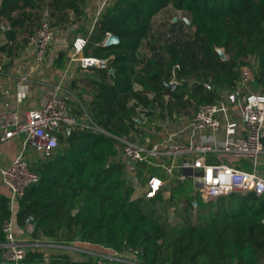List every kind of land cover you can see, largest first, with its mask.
<instances>
[{
  "label": "trees",
  "instance_id": "1",
  "mask_svg": "<svg viewBox=\"0 0 264 264\" xmlns=\"http://www.w3.org/2000/svg\"><path fill=\"white\" fill-rule=\"evenodd\" d=\"M87 3L2 0L0 16L11 25L8 42L0 45L8 58L3 69L11 68L46 15L52 26L68 27L86 16ZM169 7L192 24L180 16L163 36L154 29V17ZM80 29L88 35L85 23ZM20 31L28 34L21 42ZM108 33L120 42L104 45ZM221 47L228 59L222 58ZM84 54L108 58L115 68L113 74L77 68L82 73L71 81L76 91L67 96L78 120L100 129L67 127L50 154L32 155L29 163L40 179L14 210L10 196L0 191V243L6 241L4 224L13 217L20 228L31 219L34 237L79 240L101 252L139 249L136 263L80 252L82 257L55 255L51 264H100L101 259L111 264H264V193L234 192L208 203L198 199L197 206L195 198H185L181 219L172 224L160 211L159 204L168 202L161 195L144 204L133 197L120 140L143 141L148 120H175L191 114L193 105L197 109L237 90L244 65L254 71L253 90L264 93V0H110ZM69 56L68 49L60 51L55 64L64 67ZM173 80L177 86L168 87ZM145 168L137 165L142 181ZM186 191L183 183L175 186V204ZM203 211L210 215L205 222L199 221ZM23 263L46 261L42 252L30 251Z\"/></svg>",
  "mask_w": 264,
  "mask_h": 264
},
{
  "label": "built area",
  "instance_id": "2",
  "mask_svg": "<svg viewBox=\"0 0 264 264\" xmlns=\"http://www.w3.org/2000/svg\"><path fill=\"white\" fill-rule=\"evenodd\" d=\"M109 1H100L95 17L88 26V35L79 33L72 45L66 39L59 40L57 29L46 15L28 37L27 45L15 60L12 72L18 75L19 83L24 87L33 75L42 74L46 68L55 66L60 51L68 49L70 55L55 89L43 105L28 111L25 120H21L19 109L12 108L8 99L0 110V139L6 141L22 137L17 157L1 171L2 179L10 191L13 210L24 197L27 188L40 179L31 168L28 151L50 154L58 147L59 134L67 127L82 125L100 129L88 122L81 123L61 91L66 88V79L73 76L77 68L84 71L111 68L108 58L84 54L90 35ZM10 29L9 21L0 16V35ZM110 34L103 41L104 45ZM220 50L226 54L225 57L221 55L222 58L228 59L226 49L218 48ZM253 80L254 71L244 65L237 90L224 92L214 102L203 103L190 116H181L178 121L166 120L163 124V129L167 127L166 131L169 130L166 136L155 140L145 136L143 141L120 139L124 143V159L134 162L129 165V171L133 174L131 181L135 186V181L140 182L143 197L151 199L161 195L168 201V205L180 208L185 203V197L175 204L174 188L187 180L194 183L193 194H197L206 203L234 192L264 193V173L260 169L264 155V93L253 90ZM172 82L178 83L177 80ZM205 85L212 87L209 82ZM5 92L8 96L9 93ZM241 160L249 162L248 166L240 163ZM141 163L146 165L145 181L140 180L136 174L137 165ZM193 196L195 203L198 199ZM34 227L31 219L27 220L24 228L17 226L13 217L6 221V241L0 243V261L24 264L23 260L28 253L37 251L42 252L46 263H49L55 255L69 253L68 249L71 248L79 250V253L86 252L77 245V242H81L79 240L68 243L48 237H34ZM72 244H76L75 247ZM138 252L139 249L122 253H91L102 258L136 263ZM102 261L100 264H108Z\"/></svg>",
  "mask_w": 264,
  "mask_h": 264
},
{
  "label": "crops",
  "instance_id": "3",
  "mask_svg": "<svg viewBox=\"0 0 264 264\" xmlns=\"http://www.w3.org/2000/svg\"><path fill=\"white\" fill-rule=\"evenodd\" d=\"M100 1L101 0H88L87 6H86V16L80 22L79 21L75 22L68 27L55 26L58 34L60 35L59 40L63 41L64 39H66V41L70 42V44L72 45L73 39L77 37L79 33H82L83 35H85L83 33V30H81L80 28L82 27L84 23L86 27H88L89 24L93 21L96 11L99 7ZM27 35H28L27 33L20 31V33L18 34L17 40L21 42L25 37H27ZM0 42H1V45L8 42V38L6 37V34L0 35ZM19 54L14 58V62L11 68H9L8 70H4L3 65L8 58L5 53L0 52V110L3 107L4 101L8 99L10 101V106L12 108L19 109L21 120H25L27 118L28 111L33 108L43 105L46 98L55 89V86L59 83V81L62 78L63 72L67 66V63L62 68L58 67L57 65L50 66L49 68L45 69L44 73L33 75L30 82H28V84L23 87L19 83L18 75L12 72V67L15 63V60H17L16 58L19 56ZM76 70L77 69H75V72H74L75 74L71 77H68L65 81L66 88L65 90L61 91V94L65 97H67L68 95L72 93L74 94L76 91V90L74 91L71 88V81L74 77H77L82 73V72L78 73ZM5 91L9 93L8 96L6 95ZM187 113L188 112H186L185 114L183 113L181 116H190L191 114H193V113L191 114L190 113L187 114ZM167 120L174 121V119H167ZM164 122L165 121L163 120L162 125L164 124ZM166 128L163 129L162 127L159 131L158 130L156 132L153 131L152 133H149L146 136H149L154 140L160 137L166 136V133L169 131V130L166 131ZM21 138L22 137L12 138L6 141H2L0 139V191L7 195H10V191L2 179L1 171L4 167H6L9 163H11L17 157L20 151ZM28 155L29 157L30 156L32 157L30 151H28ZM240 163H243L246 166H248L249 164V162L245 160H241ZM260 169L264 173V155L262 156V164L260 165ZM197 205L198 204H195V206Z\"/></svg>",
  "mask_w": 264,
  "mask_h": 264
},
{
  "label": "rangeland",
  "instance_id": "4",
  "mask_svg": "<svg viewBox=\"0 0 264 264\" xmlns=\"http://www.w3.org/2000/svg\"><path fill=\"white\" fill-rule=\"evenodd\" d=\"M180 16L181 17L184 16V13L182 11L175 10L172 7L166 8V9L162 10L161 12H159L154 17V29H156L160 34H162V33L164 34V32H166V31L167 32L171 31L170 30V28L172 27L171 23L174 21L175 17L179 18ZM142 46H143V49L146 50L149 47L148 41H145ZM196 110L197 109H195L194 105L191 106V108H190L191 113H193ZM176 120L178 121V118ZM176 120H174V121H176ZM162 123H163V120L162 121L161 120L154 121V123L148 120L146 122L147 134L152 133L153 131H155V132L157 130L159 131L163 127ZM140 137H142V136H140ZM34 154H36V152H31V155H34ZM132 176H133V174L130 173L131 180H132ZM134 184H136V187H135V193L133 196L138 198V199H141L143 204L146 203L147 199L145 197H143V191H142L143 186L140 185V182L138 183L137 181H135ZM183 185L187 188V191L184 194H182L180 196V198H178V200H181L183 197H185L186 199L189 197L195 198L193 195H195L197 199L201 200V198L197 194H193L194 183L191 180H187L186 182L183 183ZM159 205H160V211H161L162 215L165 216L170 223L177 224L180 221L181 215L179 214V211H180L179 207H177V208L171 207L170 205H168V203L167 204L161 203ZM180 207L183 211L185 210V206H180ZM201 214L202 215L199 217V221H201V222H205L210 216L209 212H206V211H203ZM191 217H192L193 221L197 220L198 212L195 209H193L191 211ZM72 245L75 247L76 244H72ZM77 245L80 248H83L86 252L96 251V249H95L96 246H93L91 244H86L84 242H77ZM68 251H69V253H71V255H73L75 257L81 256V253H79V250H75V249L71 248V249H68ZM97 251H100V250H97ZM105 263L111 264L110 262H105Z\"/></svg>",
  "mask_w": 264,
  "mask_h": 264
},
{
  "label": "water",
  "instance_id": "5",
  "mask_svg": "<svg viewBox=\"0 0 264 264\" xmlns=\"http://www.w3.org/2000/svg\"><path fill=\"white\" fill-rule=\"evenodd\" d=\"M1 1L2 0H0V2ZM183 19L185 21H187L188 24H190V25L192 24L190 18L183 17ZM177 20H178V17H175L174 18V21H177ZM119 42H120V37L118 35H116V34L111 33L110 36L108 37L107 41H106V45L116 44V43H119ZM220 53H221V55L223 57L226 56L224 50H220ZM109 71H110V73L113 74V73H115V68L114 67H111L109 69ZM176 86H177V83L176 82H171V83L168 84V87H171V88H175ZM69 130H70V128H69ZM128 164L129 165H132V164H134V162L130 160V161H128ZM195 204H198V201H195ZM0 264H22V263H15V262H10V261H0ZM42 264H51V263H42Z\"/></svg>",
  "mask_w": 264,
  "mask_h": 264
}]
</instances>
